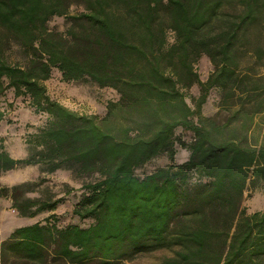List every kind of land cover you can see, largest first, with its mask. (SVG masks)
<instances>
[{"label": "trees", "instance_id": "1", "mask_svg": "<svg viewBox=\"0 0 264 264\" xmlns=\"http://www.w3.org/2000/svg\"><path fill=\"white\" fill-rule=\"evenodd\" d=\"M56 16L65 31L50 28ZM0 27L27 57L13 64L0 48V96L13 88L48 116L25 157L0 136V198L23 218L49 213L0 241V264H127L163 248L161 264H264V209L244 205L264 185V0H0ZM54 69L119 99L103 115L74 110L48 93ZM214 90L218 110L206 115ZM4 118L0 104V127ZM178 146L190 153L182 163ZM163 155L167 165L136 173ZM27 166L69 172L80 184L73 214L91 223L58 225L65 198L30 195L43 177L1 184Z\"/></svg>", "mask_w": 264, "mask_h": 264}, {"label": "rangeland", "instance_id": "2", "mask_svg": "<svg viewBox=\"0 0 264 264\" xmlns=\"http://www.w3.org/2000/svg\"><path fill=\"white\" fill-rule=\"evenodd\" d=\"M82 10L80 6H73L71 13H77ZM49 26L52 29L65 31L67 22L64 17H53ZM169 41H174V33L169 32ZM1 43L0 48L4 52V58L13 64L24 65L27 62V57L24 50L15 44L7 32L0 27ZM196 68L203 80H206L209 74L213 71L214 66L207 56L201 57L196 65ZM7 82V80H6ZM48 93L53 99H56L68 107L80 112L105 114L107 103L111 100L119 99L118 92L110 87H99L90 82H65L62 79V74L59 70L54 69L52 77L46 82ZM192 94L198 95V87H193ZM219 92L214 90L211 92L207 103L204 105L203 112L206 115H213L218 110ZM0 104L5 111V118L0 127V136L3 139L5 149L15 158L25 157L27 155L26 139L30 134L37 132L44 127L48 121V116L43 113H36L29 105L28 96H16L14 89L8 87L3 95L0 96ZM186 142L192 139V133L179 131ZM189 151L178 146L175 160L177 163H182L189 158ZM169 159L163 155L152 160L144 167L137 169L136 173L140 176L148 174L160 166L167 165ZM45 178L46 182L38 187L31 196L53 194L57 197H64L65 202L58 207L55 214L58 219V225L64 226L75 223L82 226H87L91 223L90 220L81 221L73 214V206L76 198L73 194L79 193V182L72 179L67 171H58L53 174H42L38 166H27L4 173L1 177L2 185H13L22 181H38L40 178ZM73 186L72 194L66 195L67 187ZM69 186V187H70ZM244 205L247 206L248 212L264 209V185L261 184L257 188H249L245 192ZM49 213H45L36 218H23L18 215V212L12 207V201L9 198H0V240L8 237L10 232L18 226L27 225L36 221H43ZM172 251L168 248L158 249L153 252L144 253L137 256L127 264H161L162 260L170 256ZM89 264H98L90 262Z\"/></svg>", "mask_w": 264, "mask_h": 264}, {"label": "crops", "instance_id": "3", "mask_svg": "<svg viewBox=\"0 0 264 264\" xmlns=\"http://www.w3.org/2000/svg\"><path fill=\"white\" fill-rule=\"evenodd\" d=\"M27 224H30V223H27ZM11 233V232H10ZM2 240H4V239H1L0 241H2Z\"/></svg>", "mask_w": 264, "mask_h": 264}]
</instances>
